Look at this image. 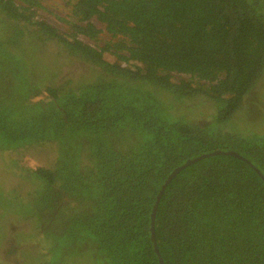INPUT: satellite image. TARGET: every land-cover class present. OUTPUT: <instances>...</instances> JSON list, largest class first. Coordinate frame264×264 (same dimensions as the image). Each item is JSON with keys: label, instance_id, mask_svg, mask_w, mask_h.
<instances>
[{"label": "trees", "instance_id": "trees-1", "mask_svg": "<svg viewBox=\"0 0 264 264\" xmlns=\"http://www.w3.org/2000/svg\"><path fill=\"white\" fill-rule=\"evenodd\" d=\"M65 2L69 31L40 14L39 0H0V83L6 70L29 76L20 97L3 100L0 86V145L18 169L21 150L46 149L23 167L43 183L34 193L41 207L53 210L42 225L55 222L54 242L69 245L57 262L45 253V264L91 255L95 264H162L150 233L157 195L186 160L219 149L254 165L219 153L181 168L158 202L160 252L166 264H264V0ZM105 32L99 46L86 41ZM52 42L69 56L46 53ZM73 56L82 61L65 67ZM88 73L99 79L77 78ZM36 101L37 111L23 107ZM83 129L90 162L79 166L84 151L67 155L65 141ZM24 213L16 222L29 228L0 226L9 241L0 264H22L21 255L41 264L29 246L35 219Z\"/></svg>", "mask_w": 264, "mask_h": 264}, {"label": "rangeland", "instance_id": "rangeland-1", "mask_svg": "<svg viewBox=\"0 0 264 264\" xmlns=\"http://www.w3.org/2000/svg\"><path fill=\"white\" fill-rule=\"evenodd\" d=\"M40 1V7H39V12L42 16L50 19L53 21L61 30L63 31H69L72 28V23L70 22V17L69 14H66L68 11H66L63 7L65 6L66 2L65 0H39ZM63 17V20L62 18ZM96 22H98L96 20ZM0 24L6 29V25H4L1 20ZM15 24L13 21H11V25ZM10 25V26H11ZM11 29V28H10ZM18 27L15 25V28L13 30L12 35L17 31ZM27 36H24L22 38H18L15 41L25 44L28 43L27 41ZM100 39L97 41H94L90 39L89 37L86 38V41L92 44H95L96 46H99L106 41V39L109 38L108 33H102L100 36ZM51 42V41H50ZM43 48L46 49V53L49 52L51 55H67L69 54L68 50L66 48H63L60 44L57 42H52L50 45L43 46ZM67 55L66 57H68ZM64 57V56H63ZM74 60L64 62L61 61L65 67L67 68H75L78 63H80L82 60H80L77 56H73ZM54 67V64H48L47 63V68L52 69ZM12 70H6L1 78V97L3 100H7L11 96L17 95L20 97L22 94V91H24L27 94V87L29 85V76L26 75V68L23 70V73L20 74L22 71L18 73H12ZM99 75H92L88 73L86 76H77V78L80 79H86L87 81L93 80V79H99ZM264 91V90H263ZM31 95L30 89L28 91ZM42 95L45 97L46 95L43 94L40 90H35L33 95L36 97L38 95ZM262 88H257L256 91H254L252 99L255 100H260L262 95ZM32 96V95H31ZM36 99V98H35ZM193 99L187 100L188 104L193 103ZM37 102V101H36ZM41 103L37 102L35 104H29V105H23V107L28 108L27 111H36L40 108ZM207 106V105H206ZM205 106V107H206ZM215 109V107H214ZM182 109H180L181 111ZM216 110H214L212 113H215ZM193 118L195 120H198L199 118L203 117L204 115L193 113ZM254 126H250V128H255L257 125L256 122H253ZM81 133H78L76 135H72L71 140L68 139L65 141V148L67 151H64L67 155H74L77 154L79 155L81 151H84L82 154L81 160L76 159L77 163L79 166L83 165V161L87 163L90 162V158L88 156V153L90 152L91 149V134L87 132V130L83 129L80 130ZM58 141H55V144ZM69 142L71 144H69ZM0 143H3L0 141ZM64 143V142H63ZM4 144V143H3ZM64 148V149H65ZM16 149V148H14ZM62 149H60L61 151ZM0 151H2V147L0 145ZM46 149L44 147H32V149H29L28 147L26 149H23L20 151V168L18 169L16 166V163H13L14 165L12 167L9 166L10 162L13 160L16 162L14 158H10V156H14V154H11V152H6L5 150L0 152L1 157H0V226L4 225V219L6 226L8 230L10 231L11 227L13 224L15 226H21V228H29L30 225L26 222H23L22 224L17 223L16 221L20 220L22 221L25 217V212H29L35 219L34 225H32V231L30 234H32L33 239L38 240L37 243H31L29 246L32 247V250L35 248L37 249V253L40 255L39 261L41 264H45L46 258H45V253H48L49 255V260H55L56 257L61 249H67L69 248V245L65 240H63L61 243L59 242H54L53 237L56 234L55 226L54 223H50L48 221L49 225L46 227L45 225L43 226L41 223V220L47 219L48 214L53 212V210H48L46 207H41V205L38 202L37 195H34L35 193V187L37 186H42L43 183L41 180H39L35 175L32 174V170L30 171L29 169L23 167L25 165L28 168L34 167L36 164V160L33 158V155L39 156L43 155ZM45 162H47L48 158H44ZM82 161V162H81ZM26 203L28 205H26ZM32 212H36V214H33ZM50 218L53 219L52 215H50ZM11 220V221H10ZM54 221V219H53ZM44 228V233L47 236V240L42 242V236H41V230ZM7 233V231H6ZM23 233V232H21ZM10 234V233H9ZM24 234V233H23ZM43 235V234H42ZM9 236V235H8ZM8 237L3 239L0 237V244L1 245H8ZM65 242V243H63ZM23 250V249H22ZM20 250L19 252H21ZM72 248L69 249V254H71ZM1 256L5 258V252L3 251L1 253ZM11 259V263L13 264V259L8 256L5 260ZM75 260V259H74ZM94 258L93 255H91L90 259L85 257L82 259V264H95L93 262ZM30 259H24L23 256L21 255L20 257V262L22 264H35V263H30ZM33 261V260H32ZM79 263V262H78ZM73 264V263H72ZM97 264H105L102 259L99 260Z\"/></svg>", "mask_w": 264, "mask_h": 264}, {"label": "water", "instance_id": "water-1", "mask_svg": "<svg viewBox=\"0 0 264 264\" xmlns=\"http://www.w3.org/2000/svg\"><path fill=\"white\" fill-rule=\"evenodd\" d=\"M219 153H230V154H234L238 157H240L241 159L247 161L248 163H251L252 165H254L246 156L234 151V150H230V149H219V150H212V151H208L207 153H204V154H201V155H197V156H194V157H191L189 158L188 160H186L184 163H182L180 166H178L168 177L167 181L163 184V188L159 191L158 195H157V200L155 202V205H154V209L152 210V213H151V220H150V233H151V238H152V241H153V245H154V249L155 251L157 252L158 256H159V259L161 261L162 264H166V262L164 261L163 259V256L160 252V249H159V245H158V242H157V238H156V234H155V218H156V211H157V208H158V202L160 200V197L166 187V184L168 183V181L181 169L183 168L184 166H186L187 164H190L192 163L193 161L195 160H198L202 157H205V156H208V155H213V154H219Z\"/></svg>", "mask_w": 264, "mask_h": 264}]
</instances>
